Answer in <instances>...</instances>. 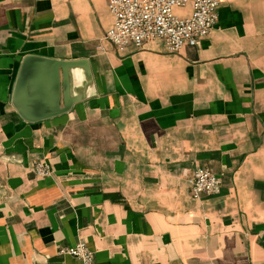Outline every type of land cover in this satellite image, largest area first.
Masks as SVG:
<instances>
[{"label": "crops", "instance_id": "0c3cea01", "mask_svg": "<svg viewBox=\"0 0 264 264\" xmlns=\"http://www.w3.org/2000/svg\"><path fill=\"white\" fill-rule=\"evenodd\" d=\"M112 21L107 0H0V264H82L57 252L80 240L93 264H264V0H220L210 34L174 53L116 50ZM27 55L84 62L68 111L21 117ZM50 88L32 64L25 115L54 108ZM204 166L220 192L193 199Z\"/></svg>", "mask_w": 264, "mask_h": 264}, {"label": "built area", "instance_id": "2783aa9c", "mask_svg": "<svg viewBox=\"0 0 264 264\" xmlns=\"http://www.w3.org/2000/svg\"><path fill=\"white\" fill-rule=\"evenodd\" d=\"M219 3L220 0H107L113 21L104 38L119 51L129 46L139 48L153 39H161L166 50L173 53L184 46H199L217 23ZM188 4V15L175 12ZM32 171L39 176L52 174L51 165L41 160L32 163ZM188 182L193 199L218 194L221 188L220 178L205 166L196 168ZM57 252L73 256L82 264H93V251L82 240L60 246Z\"/></svg>", "mask_w": 264, "mask_h": 264}, {"label": "water", "instance_id": "95a60500", "mask_svg": "<svg viewBox=\"0 0 264 264\" xmlns=\"http://www.w3.org/2000/svg\"><path fill=\"white\" fill-rule=\"evenodd\" d=\"M82 60L63 61L41 56L27 55L21 62L19 74L13 88L12 103L21 115L27 121H36L50 116L64 113L69 110L77 98L69 96V74L68 70L74 66L82 64ZM32 64H38L50 76L51 79V98L54 108H51L48 114L42 116L25 115L24 104L21 101L24 92V84ZM61 70V79H60ZM60 90L62 91L63 106H59ZM57 105V106H56Z\"/></svg>", "mask_w": 264, "mask_h": 264}]
</instances>
